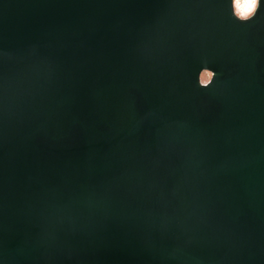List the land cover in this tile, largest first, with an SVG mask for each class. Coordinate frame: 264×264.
Masks as SVG:
<instances>
[{"label": "water", "instance_id": "obj_1", "mask_svg": "<svg viewBox=\"0 0 264 264\" xmlns=\"http://www.w3.org/2000/svg\"><path fill=\"white\" fill-rule=\"evenodd\" d=\"M0 264H264V0H0Z\"/></svg>", "mask_w": 264, "mask_h": 264}, {"label": "clouds", "instance_id": "obj_2", "mask_svg": "<svg viewBox=\"0 0 264 264\" xmlns=\"http://www.w3.org/2000/svg\"><path fill=\"white\" fill-rule=\"evenodd\" d=\"M257 7V0H233V8L238 18H248Z\"/></svg>", "mask_w": 264, "mask_h": 264}, {"label": "rangeland", "instance_id": "obj_3", "mask_svg": "<svg viewBox=\"0 0 264 264\" xmlns=\"http://www.w3.org/2000/svg\"><path fill=\"white\" fill-rule=\"evenodd\" d=\"M234 12H235V9H234ZM210 78V74L209 73H202V75L200 76V81L202 83H205L209 80Z\"/></svg>", "mask_w": 264, "mask_h": 264}]
</instances>
